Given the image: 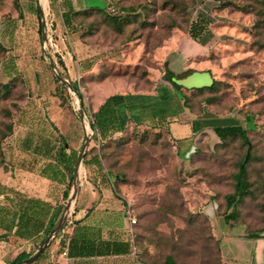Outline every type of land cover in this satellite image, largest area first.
I'll return each instance as SVG.
<instances>
[{
	"label": "rangeland",
	"instance_id": "374dc122",
	"mask_svg": "<svg viewBox=\"0 0 264 264\" xmlns=\"http://www.w3.org/2000/svg\"><path fill=\"white\" fill-rule=\"evenodd\" d=\"M96 1L98 8L86 12L90 18L82 21L95 43L113 50L111 76L117 82L119 77L126 78L136 90L153 86L149 76L163 71L165 50L186 45L201 8L216 6L208 7L206 15L215 22H227L228 30L235 31L232 42L219 44L206 55L218 84L214 90L194 93L190 106L195 113L243 121L253 117L260 130L249 135L250 146L236 131H218L206 135L209 144H199L195 153L186 156L166 132L132 126L95 149L100 150L107 169L120 176L116 189L126 196L137 220L135 243L145 262L163 264L171 257L177 264H219L216 240L231 211L227 199L235 192V176L248 155L250 195L236 205L233 237L244 232L264 234V0ZM62 7L67 9L66 3ZM222 10L223 15H217ZM27 13L21 0H0V163L35 76L40 83L47 78L46 91L52 97L62 92L69 99L70 112L75 109L78 114L68 88L58 86L45 60L38 32L24 29L33 22ZM53 21L58 23L56 18ZM211 83L206 79L195 88ZM127 85L115 87L120 90ZM77 87L83 95L82 86ZM72 124L81 130L79 117L72 116Z\"/></svg>",
	"mask_w": 264,
	"mask_h": 264
},
{
	"label": "crops",
	"instance_id": "0c3cea01",
	"mask_svg": "<svg viewBox=\"0 0 264 264\" xmlns=\"http://www.w3.org/2000/svg\"><path fill=\"white\" fill-rule=\"evenodd\" d=\"M23 3L33 21L24 29L38 34L41 30L42 43L38 0H21ZM63 3L67 5L65 10ZM63 3L43 0L52 19L58 20L52 33L60 55L54 51L52 54L63 64L62 76L73 86H82L83 107L93 133L69 218L73 223L67 233V259L69 264H149L138 253L135 226L131 224L134 216L126 196L116 189L119 182L107 173L101 158L93 153L86 156L132 126L166 132L178 151L187 153L193 146L209 144L210 133L233 128L244 131L258 125L235 116L195 113L185 103L186 96L200 90L195 88L197 84L216 80L206 55L213 47L232 42L235 31L228 30L227 22H215L206 15L208 7L216 6L200 7L198 18L208 22L206 31L197 40L188 34L185 46L177 45L176 49L172 45L165 50L163 71L149 76L153 86L136 90L126 78L119 77L121 82H117L111 76L109 58L113 50L95 43L82 21L81 14L98 8L99 2ZM223 12L216 13L221 16ZM117 83L128 85L118 90ZM46 89L47 78L42 77L38 85L35 77L5 147V163L0 166V264H11L21 254L33 255L59 222L72 192L85 141L83 127L81 124L80 134L72 124V116L80 118L79 114L70 112ZM79 135L80 141L76 142ZM233 227V221H224L219 229L221 264H264V234L255 237L244 232L242 237L234 238ZM63 246L56 238L34 264L66 261L61 255Z\"/></svg>",
	"mask_w": 264,
	"mask_h": 264
},
{
	"label": "trees",
	"instance_id": "16d2710c",
	"mask_svg": "<svg viewBox=\"0 0 264 264\" xmlns=\"http://www.w3.org/2000/svg\"><path fill=\"white\" fill-rule=\"evenodd\" d=\"M221 8V7H220ZM83 16V19H88L90 18V16L85 13V14H81ZM208 26V22L204 19L201 18H197L190 30H189V34L190 36L194 39L197 40L207 29ZM92 30V29H91ZM41 34V30H39V35ZM53 52L50 50V55L53 58V62L54 64L58 67L61 75H64L63 73V64L60 60H56L54 58V54H52ZM38 67V64L35 65V67ZM36 73H39L38 68L35 69ZM37 79V84L41 85L42 83L39 82L38 78L39 76H35ZM42 81V79H41ZM218 84L217 80H214L213 83L211 84V86L205 88V89H200L198 90L196 93L199 92H205L208 90H214V88L216 87V85ZM62 85L59 81H58V86ZM56 86V87H58ZM62 88H64V85H62ZM74 88L76 89V91L79 93V89L77 87V85H74ZM67 92L66 90H62ZM194 93H192L190 96H186L185 97V103L189 106L190 109L193 110V108L190 106L191 102H190V98L191 96H193ZM82 95V94H81ZM57 97L61 100L62 105L65 106L67 105L69 108V104H68V97L66 95H64L62 92H60V94H57ZM66 97V98H65ZM72 105V103H71ZM73 113H75V109H73ZM247 121L249 122V124H252L255 119L253 117H247ZM260 130V126L255 125L254 127H250L248 130H241V129H235L232 131H236V134H239V136L241 137V139L243 140L244 144L246 146H250V141H249V135L253 134L257 131ZM227 132H231L230 130ZM225 133V132H222ZM96 148H93L90 152H88L87 156L90 155L91 153H93V155L96 156L97 159L101 158L103 160V158L100 155V150L96 151ZM3 162L0 163V166H3L5 163L4 160V156H3ZM251 161V157L248 155L244 158V160L240 163V167H239V171L237 173V175L235 176V180H236V187H235V192L234 194H232L228 199H227V208L230 209L231 211H229V213L227 215H225L226 218V222L230 223L232 222L234 219L237 218V210H236V205L240 204L242 200H244L245 197H247L248 195H250V185L247 182V178H246V164H248ZM104 163V167L107 170V173L114 178L115 180L119 181L120 180V176L117 174H114L112 172L109 171V169H107V167L105 166V162L103 160ZM234 208V209H233ZM54 226V224L52 225V227ZM253 235V234H252ZM255 237H257L256 235H253ZM259 236V235H258ZM217 243L219 244V264H221V248H220V241L216 240ZM45 254V251L42 253L41 257L37 260L39 261L43 255ZM30 257V255L27 254H21L16 260H14L11 264H19L21 262H23L24 260L28 259ZM142 258V257H141ZM151 264H155V263H151ZM163 264H177L173 258L168 257L166 258L165 262Z\"/></svg>",
	"mask_w": 264,
	"mask_h": 264
},
{
	"label": "water",
	"instance_id": "95a60500",
	"mask_svg": "<svg viewBox=\"0 0 264 264\" xmlns=\"http://www.w3.org/2000/svg\"><path fill=\"white\" fill-rule=\"evenodd\" d=\"M42 3H43V0H39V13H40L41 24H42V50L44 52V57H45L46 62L49 64L53 74L58 78V80L62 84H64L68 88V91L70 92L72 99L74 100L76 111L78 112L80 116L81 124L83 127L85 141H84L81 154L77 162L76 172H75L74 181L72 185V192H71L70 198L62 213V216L59 222L55 225L51 233L48 235L45 241L39 246V248L35 251V253L31 255L28 259L24 260L23 262L19 264H34L41 257L42 253L50 246L52 241H54L57 238L67 218L71 216V214L73 213L76 200H77L79 186H80V174H81L83 159L87 152L91 137L93 136L89 120L84 111L82 96L76 91V89L70 83V81L61 75L60 71L54 64L52 57L50 55L49 44H48V32H47V18H46V13H45L46 8L43 6ZM93 4L94 6L96 5V3H93ZM196 151H197V147L193 146L189 150V152L186 153V156H190L191 153H195Z\"/></svg>",
	"mask_w": 264,
	"mask_h": 264
},
{
	"label": "built area",
	"instance_id": "2783aa9c",
	"mask_svg": "<svg viewBox=\"0 0 264 264\" xmlns=\"http://www.w3.org/2000/svg\"><path fill=\"white\" fill-rule=\"evenodd\" d=\"M53 1L56 2L57 4H61L65 0H53ZM45 13H46V18H47V32H48L49 52L51 50V51H54V53L56 55H60V52L58 51V46L55 43V39H54V36H53V33H52L53 32L52 30H53V26H54V21L52 19L51 10L47 7L45 9ZM69 218H70V216L67 218L63 228L61 229L60 233L57 236L58 240H60V242H62L64 244V246L62 247L61 255L64 258H66V261H64V262L53 261L52 264H69L68 259H67V257H68L67 233H68L69 227L73 223L72 220H70ZM131 224L132 225H136L137 224V220L135 218H132L131 219Z\"/></svg>",
	"mask_w": 264,
	"mask_h": 264
}]
</instances>
